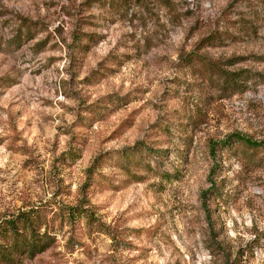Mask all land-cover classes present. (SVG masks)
<instances>
[{"label": "rangeland", "instance_id": "374dc122", "mask_svg": "<svg viewBox=\"0 0 264 264\" xmlns=\"http://www.w3.org/2000/svg\"><path fill=\"white\" fill-rule=\"evenodd\" d=\"M33 209L20 264H264V0H0V227Z\"/></svg>", "mask_w": 264, "mask_h": 264}, {"label": "trees", "instance_id": "16d2710c", "mask_svg": "<svg viewBox=\"0 0 264 264\" xmlns=\"http://www.w3.org/2000/svg\"><path fill=\"white\" fill-rule=\"evenodd\" d=\"M231 138L247 146H255V143L238 135H232ZM74 210L71 209V214ZM41 225V216L34 209L5 221L3 227H0V264H20L22 258H32L49 248L54 240L53 234L47 231L40 233Z\"/></svg>", "mask_w": 264, "mask_h": 264}]
</instances>
